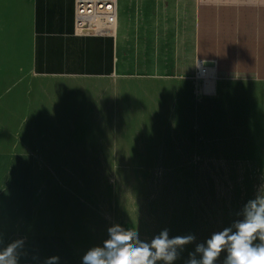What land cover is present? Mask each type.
Masks as SVG:
<instances>
[{
    "label": "rangeland",
    "instance_id": "obj_1",
    "mask_svg": "<svg viewBox=\"0 0 264 264\" xmlns=\"http://www.w3.org/2000/svg\"><path fill=\"white\" fill-rule=\"evenodd\" d=\"M23 88L36 110L26 156L0 159V248L22 241L19 264H82L115 224L199 243L264 196V89L221 138L209 96L196 125L178 81L28 73Z\"/></svg>",
    "mask_w": 264,
    "mask_h": 264
},
{
    "label": "crops",
    "instance_id": "obj_2",
    "mask_svg": "<svg viewBox=\"0 0 264 264\" xmlns=\"http://www.w3.org/2000/svg\"><path fill=\"white\" fill-rule=\"evenodd\" d=\"M73 8L74 0H0V159L26 156L21 137L36 111L28 73L178 81L195 123L209 96L221 138L235 113L259 103L264 0H116L112 32L98 35L75 31ZM201 63L208 86L196 77Z\"/></svg>",
    "mask_w": 264,
    "mask_h": 264
},
{
    "label": "clouds",
    "instance_id": "obj_3",
    "mask_svg": "<svg viewBox=\"0 0 264 264\" xmlns=\"http://www.w3.org/2000/svg\"><path fill=\"white\" fill-rule=\"evenodd\" d=\"M238 215L231 225L199 243L193 234L170 236L167 228L145 242L138 232L115 224L108 228L101 246L87 250L82 264H175L193 243L195 248L184 264H216L222 253V264H264V196L249 200ZM21 246L18 240L0 248V264H19ZM58 260L51 257L46 264H58Z\"/></svg>",
    "mask_w": 264,
    "mask_h": 264
},
{
    "label": "built area",
    "instance_id": "obj_4",
    "mask_svg": "<svg viewBox=\"0 0 264 264\" xmlns=\"http://www.w3.org/2000/svg\"><path fill=\"white\" fill-rule=\"evenodd\" d=\"M116 20V0H74V29L80 34H109ZM206 69L201 64L196 77L203 78Z\"/></svg>",
    "mask_w": 264,
    "mask_h": 264
},
{
    "label": "bare ground",
    "instance_id": "obj_5",
    "mask_svg": "<svg viewBox=\"0 0 264 264\" xmlns=\"http://www.w3.org/2000/svg\"><path fill=\"white\" fill-rule=\"evenodd\" d=\"M205 74H206V73H205ZM205 77L207 78L208 76H207V75H205ZM206 81H207V84H208V83H209V80L207 79Z\"/></svg>",
    "mask_w": 264,
    "mask_h": 264
},
{
    "label": "water",
    "instance_id": "obj_6",
    "mask_svg": "<svg viewBox=\"0 0 264 264\" xmlns=\"http://www.w3.org/2000/svg\"><path fill=\"white\" fill-rule=\"evenodd\" d=\"M205 65H207V63H205Z\"/></svg>",
    "mask_w": 264,
    "mask_h": 264
}]
</instances>
